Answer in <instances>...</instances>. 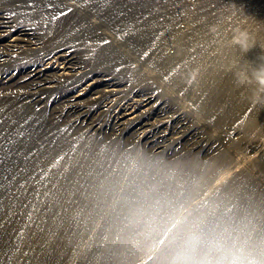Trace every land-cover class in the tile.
I'll use <instances>...</instances> for the list:
<instances>
[{"label": "bare ground", "instance_id": "6f19581e", "mask_svg": "<svg viewBox=\"0 0 264 264\" xmlns=\"http://www.w3.org/2000/svg\"><path fill=\"white\" fill-rule=\"evenodd\" d=\"M141 17L137 0H0V188L26 178L45 207L1 264H115L133 237L264 196V44L197 62L176 25L129 40ZM71 221L89 227L53 250Z\"/></svg>", "mask_w": 264, "mask_h": 264}, {"label": "rangeland", "instance_id": "374dc122", "mask_svg": "<svg viewBox=\"0 0 264 264\" xmlns=\"http://www.w3.org/2000/svg\"><path fill=\"white\" fill-rule=\"evenodd\" d=\"M137 1L142 17L137 31L128 35L129 40L164 39L176 25L183 34L178 51L197 62L214 52H233L242 46L248 52L249 46L264 44V0ZM24 180L27 179L22 178L10 188H0V255L5 257L31 245L32 225L45 216V207L27 198L32 185L24 186ZM188 226V230H183ZM88 227L87 221L62 225L53 250L71 236L72 250ZM160 228L154 234L130 239L131 244L119 254L115 264H124L148 251L151 255L145 264H264L261 192H254L250 202L236 201L223 217L178 221L162 236Z\"/></svg>", "mask_w": 264, "mask_h": 264}, {"label": "built area", "instance_id": "2783aa9c", "mask_svg": "<svg viewBox=\"0 0 264 264\" xmlns=\"http://www.w3.org/2000/svg\"><path fill=\"white\" fill-rule=\"evenodd\" d=\"M190 2H191V3H194V2H195V0H190Z\"/></svg>", "mask_w": 264, "mask_h": 264}]
</instances>
